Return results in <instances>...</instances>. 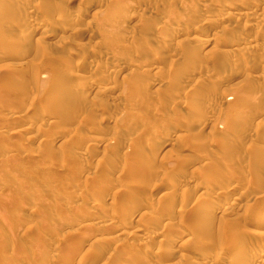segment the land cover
I'll use <instances>...</instances> for the list:
<instances>
[{
    "label": "rangeland",
    "instance_id": "obj_1",
    "mask_svg": "<svg viewBox=\"0 0 264 264\" xmlns=\"http://www.w3.org/2000/svg\"><path fill=\"white\" fill-rule=\"evenodd\" d=\"M10 1L0 3L5 5L0 6V264H240L237 256L243 252L235 256L233 245L248 231L256 234L255 239L248 247L242 246L246 254L240 257L252 253L254 247L264 249V69L259 67L264 64V11L260 17L244 20L237 15L238 0H122L125 11L121 13L122 2L114 0ZM79 1L86 5L85 13L78 11ZM109 1L113 7L119 4L115 14ZM230 2L233 8L228 6ZM245 3L246 12L258 3V7L264 6V0ZM15 7L20 8L18 14H14ZM29 9L43 22L27 33ZM207 18L206 23L203 19ZM111 20L117 25L112 26L115 23ZM43 28L49 31L45 34ZM212 32L217 34L212 36ZM22 34H30L29 41V35ZM17 45L24 56L20 52L16 60L11 54ZM92 58H96L94 62L89 61ZM99 58L116 60L105 65L97 62ZM115 62L122 69L113 70ZM189 70H195L194 77L188 75ZM86 84L89 90L82 93ZM159 84L164 85L159 86L161 90L157 89ZM51 88L59 93L49 96ZM98 90L101 92L96 94ZM240 93L249 96L250 104L245 95L246 99H239ZM114 98L119 100L114 102ZM190 101L198 104H194L196 109H186ZM130 150L143 154L135 156ZM207 162H213L210 165L216 169ZM204 165L209 170H204ZM210 169L215 170L211 173ZM151 170L157 173H149ZM198 171L212 176L204 178ZM136 174L142 179L134 178ZM174 175L177 179H172ZM90 185L99 191H91ZM126 188L133 195L124 193ZM261 190L259 199L255 195ZM187 192L193 195L189 197ZM72 196L82 199L75 201ZM72 198L73 205L83 210L78 214ZM198 200L205 207L198 209L200 214ZM112 201L115 207L111 208ZM213 204L231 207L230 212L213 209ZM150 206L154 211H148ZM122 209H126L124 213ZM86 210L87 218L82 213ZM93 222V228L89 227ZM80 226L84 229H77ZM120 230L134 233L115 236ZM72 233H76L75 238ZM132 241L136 245L123 247ZM147 248L152 255H146ZM231 259L234 263H229Z\"/></svg>",
    "mask_w": 264,
    "mask_h": 264
},
{
    "label": "bare ground",
    "instance_id": "obj_2",
    "mask_svg": "<svg viewBox=\"0 0 264 264\" xmlns=\"http://www.w3.org/2000/svg\"><path fill=\"white\" fill-rule=\"evenodd\" d=\"M4 1H5V0H0V3L2 2L1 4H3ZM9 1H10V0H9ZM31 1H32V0H31ZM46 1H47V0H46ZM48 1H50V0H48ZM74 1H75V0H74ZM114 1L117 2V3L122 2V7L120 6V7L122 8V10L120 11V10L118 9V12L121 13L122 11H125V10H123V8H125V7H123V1H125V0H123V1H122V0H114ZM126 1H127V0H126ZM129 1H130V0H129ZM145 1H146V0H145ZM202 1H203V0H202ZM207 1L210 2V3L212 2V0H207ZM207 1H206L205 3H208ZM215 1H216V0H215ZM222 1H223V0H222ZM225 1H226V0H225ZM6 2H8V0L5 1L4 3H6ZM10 2H11V1H10ZM10 2H9V3H10ZM42 2H43V1H42ZM109 2H111V1H109ZM109 2H108V5L111 4L110 7L113 8L111 11L114 12V14H115L117 10L114 11V9H117V6H119V4L116 3L117 6L114 5L115 7H113V6H112V2H111L110 4H109ZM127 2H128V1H127ZM127 2H126V3H127ZM155 2H156V1H155ZM195 2H196V1H195ZM195 2H194V5H196ZM197 2H199V0H198ZM200 2H201V0H200ZM227 2H228V1H227ZM255 2H256V1H255ZM17 3H18V2H17ZM22 3H23V2H22ZM22 3H21V4H22ZM50 3H51V2H50ZM78 3H79V5H78V11L81 12V13H82V12L85 13V12H86V9H85L86 5H85V6H82V4H80V1H79ZM189 3H191V2H189ZM192 3H193V1H192ZM233 3H234V2H233ZM235 3H236V6H235V5H234V6L236 7V10L238 11V14H237V15H238V16H241V18H242V16H243V19H244V18H249L250 16H251V17H252V16L254 17L255 15H256V16H258V15L261 16L260 13H262V12L264 11V6H263L262 8H260V7L257 6L259 3L261 4V2H259L257 5H255V7L253 8V10H252L251 12H246L247 10H246V8L244 7V6H245L244 4H246V3H245V0H240V2H239V0H238V1L235 2ZM235 3H234V4H235ZM44 4H45V3H44ZM76 4H77V3H76ZM87 4H88V3H87ZM113 4H114V3H113ZM124 4H125V2H124ZM224 4H225V3H224ZM228 4H229V3H228ZM228 4H227V5H228ZM7 5H9V4H7ZM7 5H6V6H7ZM120 5H121V4H120ZM125 5H126V4H125ZM125 5H124V6H125ZM0 6L5 7V5H4V6H3V5H0ZM223 6H224V5H223ZM223 6H222V7H223ZM228 6L231 7V2H230V5H228ZM232 6H233V5H232ZM234 6H233V7H234ZM260 6H261V5H260ZM10 7H11V6H10ZM18 7H20V6H18ZM25 7H26V6H25ZM183 7H184V6H183ZM233 7H231V8H233ZM249 7H250V6H249ZM6 8H8V7H6ZM12 8H13V7H12ZM16 8H17V7H15V9H16ZM20 8H21V7H20ZM20 8L16 9L14 14H18L19 11H20V10H19ZM118 8H119V7H118ZM224 8H225V7H224ZM4 9H5V8H4ZM4 9H3V10H4ZM184 9H186V8H184ZM222 9H223V8H222ZM222 9H221V10H222ZM226 9H227V8H226ZM251 9H252V7H250V10H251ZM7 10H9V9H7ZM12 10H13V9H12ZM17 10H18V13H17ZM21 10H22V8H21ZM29 10H30V9H29ZM32 10H33V9H31V10L29 11V16H28V17H29V23H28V25L26 26V32H27L29 29H31L30 27H32V28H33V26H34V27H40L41 24H42V22H43V21L38 17V15H37L38 13H36L34 10H33V11H32ZM223 10H224V9H223ZM223 10H222V11H223ZM22 11H23V10H22ZM99 11H100V10H99ZM186 11H187V10H186ZM194 11H195V10H194ZM222 11H220V12H222ZM118 12H117V14H118ZM223 12H224V11H223ZM225 12H226V11H225ZM1 13H2V12H1ZM5 13H6V10H5ZM7 13H8V12H7ZM177 13H178V12H177ZM197 13H198V12H197ZM227 13H228V12H227ZM235 13H236V12H235ZM14 14L12 13V15H14ZM24 14H25V13H24ZM77 14H78V13H77ZM86 14H87V13H86ZM96 14H97V13H96ZM110 14H111V13H110ZM112 14H113V13H112ZM112 14H111V15H112ZM122 14H125V13H122ZM178 14H179V13H178ZM183 14H184V13H183ZM193 14H194V13H193ZM199 14H200V13H199ZM201 14H202V13H201ZM206 14H207V13H206ZM216 14H217V13H216ZM216 14H215V15H216ZM225 14H226V13H225ZM1 15H2V14H1ZM9 15H10V14H9ZM21 15H22V12L20 13V16H21ZM25 15H26V14H25ZM84 15H85V14H84ZM94 15H95V13H94ZM98 15H99V14H98ZM107 15H109V14H107ZM188 15H189V14H188ZM196 15H197V14H196ZM202 15H203V14H202ZM207 15H208V14H207ZM223 15H224V14H223ZM263 15H264V14H263ZM16 16H17V15H16ZM100 16H101V15H100ZM105 16H106V15H105ZM189 16H190V15H189ZM191 16H192V15H191ZM218 16H219V15H218ZM218 16H217V17H218ZM260 16H258V17H260ZM3 17H5V16H3ZM17 17H18V16H17ZM94 17H95V16H94ZM110 17H111V16H110ZM115 17H116V16H115ZM179 17H180V16H179ZM179 17H177V18H179ZM22 18L24 19V17H22ZM95 18H96V17H95ZM95 18H94V19H95ZM190 18H191V17H190ZM190 18H189V20H190ZM199 18H200V17H199ZM203 18H204V17H203ZM220 18H221V17H220ZM0 19H1V18H0ZM4 19H5V18H4ZM6 19H7V18H6ZM116 19H117V18H116ZM124 19H125V18H124ZM161 19H162V18H161ZM182 19H183V16L181 15L180 20H182ZM186 19H187V17H186ZM201 19H202V18H201ZM210 19H211V18H210ZM221 19H222V18H221ZM249 19H250V18H249ZM260 19H261V18H260ZM11 20H12V19H11ZM14 20H15V19H14ZM18 20H19V19H18ZM91 20H92V19H91ZM91 20H90V21H91ZM117 20H118V19H117ZM162 20H163V19H162ZM162 20H161V21H162ZM164 20H165V19H164ZM168 20H169V19H168ZM192 20H193V19H192ZM194 20H195V19H194ZM197 20H198V19H197ZM199 20H200V19H199ZM203 20H204V21H205V20L208 21L209 18H207V19H203ZM224 20H225V19H224ZM238 20H240V19L238 18ZM244 20H245V19H244ZM261 20H262V19H261ZM12 21H13V20H12ZM55 21H56V20H55ZM55 21H54V22H55ZM92 21H93V20H92ZM107 21H108V20H107ZM107 21H106V22H107ZM111 21H112V20H111ZM185 21H186V20H185ZM200 21H201V20H200ZM207 21H205V22L207 23ZM210 21H211V20H210ZM225 21H226V20H225ZM7 22H8V21H7ZM51 22H52V21H51ZM115 22L117 23V21H114V23H115ZM166 22H167V21H166ZM174 22H175V21H174ZM176 22H177V20H176ZM216 22H217V21H216ZM18 23H19V22H18ZM48 23H49V22H48ZM89 23H90V22H89ZM114 23H113V21H112V24H114ZM116 23H115L114 25H112V26L117 25ZM172 23H173V21H172ZM172 23H171V25H172ZM198 23H199V22H198ZM202 23H203V22H202ZM13 24H15V23H13ZM19 24H20V23H19ZM90 24H91V23H90ZM92 24H93V22H92ZM121 24H122V22H121ZM174 24H175V23H174ZM204 24H205V23H204ZM3 25H4V24H3ZM52 25H53V24H51V26H52ZM55 25H56V24H55ZM87 25H88V24H87ZM98 25H99V24H98ZM163 25H164V24H163ZM171 25H170V26H171ZM178 25H179V24H178ZM224 25H225V24H224ZM244 25H245V24H244ZM251 25H254V24H251ZM12 26H13V25H12ZM17 26H19V25H17ZM46 26H47V25H46ZM94 26H95V25H94ZM161 26H162V25H161ZM174 26H175V25H174ZM245 26H246V25H245ZM2 27H3V26H2ZM53 27H54V26H53ZM72 27H73V26H72ZM90 27H93V25L90 26ZM175 27H176V26H175ZM182 27H183V26H182ZM182 27H181V28H182ZM187 27H188V26H187ZM197 27H200V25H199V26L197 25ZM226 27H228V26H226ZM255 27H256V25H255ZM57 28H58V26H57ZM63 28H64V27H63ZM66 28H67V27H66ZM84 28H85V27H84ZM86 28H87V27H86ZM113 28H114V27H113ZM171 28L173 29L172 26H171ZM171 28H170V29L168 28V29H169V30H172ZM202 28H203V27H202ZM245 28H246V27H245ZM1 29H2V28H1ZM45 29H46V28H45ZM45 29L43 28L42 32L46 34V32H48L49 29H48V31H46ZM53 29H54V28H53ZM59 29H60V28H59ZM70 29H71V28H70ZM81 29H82V28H81ZM175 29H176V28H175ZM175 29H174V30H175ZM223 29H224V28H223ZM226 29H227V28H226ZM230 29H231V28H230ZM233 29H234V28H233ZM233 29H231V30H233ZM2 30L4 31V29H2ZM57 30H58V29H57ZM62 30H63V29H62ZM66 30H67V29H65V31H66ZM73 30H76V29H73ZM83 30L86 31L85 29H83ZM83 30H81V31H83ZM200 30H201V29H200ZM204 30H206L205 27H204ZM228 30H229V29H228ZM3 31H2L1 33H3ZM23 31H24V30H23ZM31 31H33V29H32ZM44 31H45V32H44ZM63 31H64V30H63ZM67 31H68V30H67ZM67 31H66V32H67ZM76 31H77V30H76ZM81 31H78V33L81 34V35L79 34L80 36L83 35ZM114 31H115V30H114ZM175 31H176V30H175ZM225 31H226V30H225ZM26 32H25V34H26ZM70 32H71V31H70ZM170 32H171V31H170ZM173 32H174V31H173ZM237 32H238V31H237ZM22 33H23V32H22ZM27 33H29V32H27ZM71 33H72V32H71ZM71 33H69V34H71ZM73 33H75V32H73ZM73 33H72V34H73ZM78 33L76 32V34H78ZM203 33H204V32H203ZM206 33H207V32H206ZM58 34H59V33H58ZM69 34H68V35H69ZM87 34H88V33H87ZM171 34H172V33H171ZM204 34H205V33H204ZM212 34H213V32H212ZM216 34H217V32L214 33L212 36H214V35H216ZM236 34H237V33H236ZM22 35H23V36H26V37L29 35L28 38H27L28 40L26 39L27 41H29V37L31 36L30 34H28V35H24V34H22ZM134 35H135V33H134V34L132 33V36H133V37H134ZM188 35H189V34H188ZM238 35H239V33H238ZM241 35H242V34H240V36H241ZM23 36H22V37H23ZM42 36H45V35L43 34V35H41V37H42ZM48 36H49V35H48ZM48 36H46V37H48ZM135 36H136V35H135ZM219 36H220V35L218 34V37H219ZM235 36H237V35H235ZM133 37H132V38H133ZM193 37H194V35H193ZM196 37H197V36H196ZM196 37H194L195 40L197 39ZM215 37H216V36H215ZM220 37H221V36H220ZM238 37H239V36H238ZM80 38H81V37H80ZM130 38H131V36H130ZM165 38H166V37H165ZM23 39H25V38H23ZM135 39H136V38H135ZM135 39H134V40H135ZM184 39H185V38H184ZM184 39H182V40H184ZM191 39H192V41H193V38H190V37H189V40H190V41H191ZM199 39H203V38H199ZM216 39H217V38H216ZM235 39H236V41L239 40L237 37H236ZM237 39H238V40H237ZM31 40H32V39H31ZM165 40H166V39H165ZM180 40H181V39H180ZM185 40H188V39H185ZM185 40H184V41H185ZM210 40H211V39H210ZM210 40H208V41H210ZM241 40H242V39H241ZM1 41H2L1 46H2V45H3V39H2ZM18 41H20V40H18ZM22 41H23V40H22ZM88 41H89V40H88ZM161 41H162V40H161ZM199 41H200V40H199ZM204 41H205V40H204ZM204 41H203V42H204ZM52 42H53V41H52ZM185 42H186V41H185ZM185 42H184V43H185ZM187 42H189V41H187ZM187 42H186V43H187ZM234 42H235V41H234ZM0 43H1V42H0ZM48 43H49V42H48ZM179 43H180V42H179ZM182 43H183V42H182ZM184 43H183V44H184ZM190 43H191V42H190ZM201 43H202V42H201ZM209 43H210V42H209ZM232 43H233V42H232ZM17 44H18V43H17ZM25 44H26V42H25ZM25 44H24V45H25ZM27 44H28V43H27ZM80 44H81V43H80ZM84 44H85V43H84ZM140 44H141V43H140ZM183 44H182V45H183ZM4 45H5V44H4ZM190 45H191V44H190ZM206 45H207V40H206ZM258 45H259V44H258ZM81 46H82V45H81ZM83 46H84V45H83ZM131 46H133V45H131ZM254 46H255V45H254ZM256 46H257V45H256ZM18 47H19V49L22 48V47H20V46L17 45V48H16L17 50H18ZM28 47H29V46H28ZM76 47H77V46H76ZM128 47H130V46H128ZM261 47H263V46H261ZM252 48H253V47H252ZM263 48H264V47H263ZM263 48H261V50H263ZM23 49H25V48H23ZM23 49H22V50H23ZM127 49H128V48H127ZM129 49H130V48H129ZM134 49H135V48H134ZM139 49H140V48H139ZM250 49H251V48H250ZM257 49H260V47L257 48ZM17 50H14V49L12 50L11 57L14 58V57H16V56H19V54H21V53L23 54V52H22L21 50H18V51H17ZM25 50H26V49H25ZM28 50H29V49H28ZM161 50H163V49H161ZM240 50H241V49H240ZM248 50H249V49H248ZM248 50H246V51H248ZM0 51L2 52V50H0ZM138 51H139V50H138ZM159 51H160V50H159ZM250 51H252V49H251ZM250 51H248V52H250ZM1 52H0V53H1ZM20 52H21V53H20ZM24 52H25V51H24ZM26 52H27V51H26ZM243 52H244V51H243ZM256 52H257V51H256ZM262 52H264V51H262ZM245 53H246V52H245ZM155 54H156V53H155ZM158 54H159V53H158ZM0 55H1V54H0ZM162 55H163V54H162ZM249 55H250V54H249ZM22 56H24V54L21 55V57H22ZM75 56H76V55H75ZM104 56H105V55H104ZM159 56H160V55H159ZM1 57H2V56H1ZM19 57H20V56H19ZM25 57H26V56H25ZM105 57H106V56H105ZM111 57H112V56H111ZM101 58H102V57H101ZM0 59H1V58H0ZM14 59L17 60V58H14ZM95 59H96V58H95ZM95 59L92 58V59H90L89 61H90V62H94L93 60H95ZM111 60H113V59H111ZM111 60H110L109 58H104V59H100V58H99L97 62H99V64H105V65H106V64H107L109 61H111ZM114 60H116V59H114ZM114 60H113V61H114ZM118 60H119V59H118ZM22 62H23V61H22ZM97 62L94 63V64H95L94 66H96V65L98 66ZM116 62H117V61H116ZM116 62H115L114 65H112L113 62L111 61L112 64H110V65L113 66V68H114V69L112 68L113 70H115V71L117 70V71H118V69H122V68H120L121 65H120V66H117L119 63L117 62L118 64H116ZM119 62H120V60H119ZM87 63H88V62H87ZM260 63H263V62H260ZM26 64H27V62H26ZM84 64H85V63H84ZM123 64H124V63H123ZM91 65H92V64H90L89 66H91ZM107 66H108V65H107ZM112 66H111V67H112ZM127 66H128V65H127ZM121 67H122V66H121ZM124 67H125V65H124ZM259 67L264 69V64H261ZM93 68H94V67H93ZM111 71H112V70H111ZM121 72H122V71H121ZM178 72H179V71H178ZM194 72H195V70H194V71H193V70H189L187 73H189L188 75H192V77H194V76H195V75L193 76ZM196 72H198V71H196ZM71 73H72V72H71ZM90 73H91V72H90ZM109 73H110V72H109ZM114 73H115V72H114ZM198 73H199V72H198ZM177 74H178V73H177ZM177 74H175V75H177ZM79 75H80V74H79ZM81 75H82V74H81ZM180 75H181V74H178L177 76H180ZM75 76H76V75H75ZM88 76H91V75H88ZM181 76H182V75H181ZM60 77H61V76H60ZM60 77H57V80H59ZM111 77H112V76H111ZM175 77H176V76H175ZM78 78H79V77H78ZM178 78H179V77H178ZM189 78H190V76H188V79H189ZM75 79H76V77H75ZM182 79H183V78H182ZM182 79H181V80H182ZM188 79H187V80H188ZM191 79H192V78H191ZM191 79H190V80H191ZM44 80H45V77H44ZM78 80H80V79H78ZM109 80H110V79H108V81H109ZM65 81H66V80H65ZM68 81H69V80H68ZM68 81H67V82H68ZM184 81H185V80H184ZM191 81H192V80H191ZM191 81H189V82H191ZM57 82H58V81H57ZM60 82L64 83V81H61V79H60ZM67 82H66V83H67ZM185 82H186V81H185ZM193 82H194V81H193ZM58 83H59V82H58ZM58 83H57V84H58ZM69 83H70V82H69ZM72 83H74V82H72ZM76 83H77V82H76ZM57 84H56V85H57ZM64 84H65V83H64ZM113 84H114V83H113ZM113 84H112V85H113ZM188 84H190V83H188ZM60 85H61V84H60ZM110 85H111V84H110ZM148 85H149V84H148ZM160 85H161V84L157 85V86H158V87H157L158 90H161V89H159V86H160ZM191 85H192V84H190L189 86L191 87ZM62 86H64V85H62ZM68 86L70 87L71 84H69ZM72 86H73V85H72ZM76 86H78V85H76ZM163 86H164V85H163ZM163 86H160V88L163 87ZM189 86H188V87H189ZM213 86H215V85H213ZM55 87H56V86H55ZM58 87H59V86H58ZM60 87H61V86H60ZM112 87H113V86H112ZM112 87H110V88H112ZM166 87H167V86H166ZM61 88H62V87H61ZM71 88L74 89V88H77V87H71ZM110 88H109V89H110ZM53 89H54V88H53ZM162 89L165 90V87L162 88ZM247 89H248V88H247ZM51 90H52V88H51ZM74 90H75V89H74ZM81 90H82V93L88 91V90H89L88 85L86 84L85 86H83ZM248 90H249V89H248ZM253 90H254V89H253ZM52 91H53V90H52ZM58 91H59V90H58ZM98 91H99V90H98ZM250 91H251V90H250ZM250 91H249V92H250ZM255 91H256V90H255ZM100 92H101V91L97 92L96 94H99ZM203 92H204V91H203ZM243 92H246V93H247V91H243ZM55 93H57L56 90L53 91V92L51 93V95H49V96H52V95L55 94ZM58 93H59V92H58ZM58 93H57V94H58ZM238 93H239V92H238ZM246 93H243V94L240 93V95L242 94L241 96L238 94L239 99H240L241 97L243 98V97L247 96ZM253 93H254V92H252V94H253ZM49 94H50V93H49ZM207 94H208V93H207ZM243 95H245V96H243ZM236 96H237V95H236ZM238 96L235 97V99H236V98L238 99ZM250 96H251V95H250ZM252 96H253V95H252ZM252 96H251V97H252ZM247 97H248V98H247ZM247 97H245V99L247 98L246 103H247V101H248V99H249V96H247ZM116 98H118V97L116 96ZM191 98H192V97H191ZM204 98H205V97H204ZM206 98H207V96H206ZM112 99H113V98H112ZM114 99H115V98H114ZM233 99H234V98H233ZM243 99H244V98H243ZM118 100H119V99H118ZM118 100H117V101H118ZM154 100H155V99H154ZM115 101H116V99L114 100V102H115ZM117 101H116V102H117ZM192 101H193V100H192ZM249 101H251V100H249ZM151 102H152V101H151ZM175 102H176V101H175ZM188 102H189V101H188ZM201 102H202V101H201ZM252 102H253V101H252ZM172 103H173V102H172ZM238 103H239V101H238ZM248 103H249V102H248ZM248 103H247V104H248ZM253 103H254V102H253ZM253 103H252V104H253ZM152 104H154V103H152ZM194 104H196V103H193V104H192L191 101H190V103L188 104V108H186V109H188V110H190V109H196V105H198V104H196V105H194ZM249 104H250V103H249ZM209 105H210V104H209ZM238 105H239V104H237L236 107H239ZM186 106H187V105H186ZM204 106H205V105H204ZM244 106H245V105H244ZM247 106H248L249 109H250V106H249V105H246V108H245V109H247ZM251 106H253V105H251ZM28 107H29V106H28ZM32 107H33V106H32ZM200 107H202V106H200ZM23 108L25 109V107H23ZM26 108H27V107H26ZM234 108H235V107H234ZM234 108H233V109H234ZM21 109H22V108H21ZM31 109H32V108H31ZM31 109H30V110H31ZM183 109H185V107H184ZM183 109H182V110H183ZM235 109H236V108H235ZM235 109H234V110H235ZM249 109H247V110H249ZM251 109H252V108H251ZM236 110H237V109H236ZM236 110H235V111H236ZM26 111H27V110H26ZM194 111H195V110H194ZM198 111H199V110H198ZM232 111H233V110H232ZM235 111H234V112H235ZM241 111H242V110H241ZM196 112H197V111H196ZM234 112H233V113H234ZM24 113H25V112H24ZM32 113H33V112H32ZM32 113H31V114H32ZM188 113H189V112H188ZM190 113H191V112H190ZM252 113H253V112H252ZM244 114H245V112H244ZM247 114H248V113H247ZM249 114H250V113H249ZM249 114H248V115H249ZM28 115H29V114H28ZM255 115H256V114H255ZM29 117H30V115H29ZM228 117H229V116H228ZM233 117H234V116H233ZM237 117H238V116H237ZM248 117H249V116H248ZM254 117H256V116H254ZM26 118H27V117H26ZM130 119H131V118H130ZM133 119H134V118H133ZM26 120H29V119H26ZM134 120H135V119H134ZM230 120H231V118H230ZM236 120H237V119H236ZM246 120H247V117H246ZM130 121H131V120H130ZM131 122H132V121H131ZM244 123H245V122H244ZM169 124H170V123H169ZM260 124H261V123H260ZM262 125H263V122H262L261 126H262ZM175 126H176V125H175ZM258 126H259V124H258ZM258 126L256 127L257 129H258ZM167 128H168V127H167ZM256 128H255V129H256ZM172 129H175V128L173 127ZM167 131H168V130H167ZM218 132H219V131H218ZM218 132H217V133H218ZM254 132H255V131H254ZM220 133H221V132H220ZM10 134H13V133H10ZM215 134H216V133H215ZM218 134H219V133H218ZM13 135H14V134H13ZM178 137L181 138V135L178 136ZM133 138H134V137H133ZM180 138H179V139H180ZM130 139H131V138H130ZM126 141H127V140H126ZM130 141L132 142L133 140H130ZM39 142H40V141H39ZM41 143H43V141H42ZM132 143H133V142H132ZM92 145H93V143H92ZM181 146H182V145H181ZM92 147H93V146H92ZM179 148H180V147H179ZM177 149H178V148H177ZM127 151H128V153H129V150H127ZM130 151H132V150H130ZM181 151H182V150H181ZM257 151H258V150H257ZM132 152H133V151H132ZM132 152H131V153H132ZM135 152H137V154H136ZM138 152H139V153H138ZM140 152H141V151H139V150H138V151H135V150H134V152H133L134 154H132V155H135V156L138 155V156H139V154H140V155H141V153L143 154V152H141V153H140ZM185 152H186V151H185ZM255 152H256V150H255ZM131 153H130V154H131ZM258 153H259V152H258ZM198 154H200V153H198ZM181 156H182V155H181ZM255 157H256V156H255ZM131 159H133L132 156H131ZM250 159H251V158H250ZM256 159H257V158H256ZM252 160H253V159H252ZM247 161H248V160H247ZM146 162H147V161H146ZM209 162H211V161H209ZM143 163H145V162H143ZM143 163H141V164H143ZM147 163H148V162H147ZM180 163H182V162H180ZM200 163H202V162H200ZM207 163H208V162H207ZM212 163H213V162H212ZM212 163H208V165L210 166V168H215V166L213 167L214 163H213V165H210V164H212ZM249 163H253V162L250 161ZM204 164H206V162H204ZM255 164H256V163H255ZM255 164H254V166H255ZM139 165H140V164H139ZM139 165H138L139 169H141L140 166H141V167H144L143 165H140V166H139ZM147 165H149V164H147ZM178 165H179V164H178ZM256 165H257V164H256ZM200 166L202 167V165H200ZM211 166H212V167H211ZM145 167H146V163H145ZM195 167L197 168V166H195ZM201 167H200V169H202ZM204 167H206V166L204 165L203 168H204ZM106 168H107V166H106ZM198 168H199V167H198ZM206 168H207V167H206ZM215 169H216V168H215ZM215 169H210L211 173H212V171L215 170ZM109 170H110V169H109ZM191 170H192V169H191ZM194 170H195V169H194ZM204 170H209V168L204 169ZM204 170H203V171H204ZM101 171H102V170H101ZM106 171H107V170H106ZM106 171H105V173H106ZM151 171H152V170H151ZM153 171H154L155 173H157V171H155V170H153ZM153 171H152V172L149 171V173H153ZM158 171H159V170H158ZM178 171H180V170H178ZM178 171H177V172H178ZM196 171H197V170H196ZM196 171H195V172H196ZM200 171H201V170H200ZM210 171H209V172H210ZM216 171H217V170H216ZM103 172H104V170H103ZM144 172H145V171H144ZM162 172H163V171H162ZM181 172H182V171H181ZM205 172H206V171H205ZM205 172H204V173H201V172H200V173H201V176H204L203 174H205ZM214 172H215V171H214ZM214 172H213V173H214ZM147 173H148V171H147L145 174H147ZM149 173H148V174H149ZM179 173H180V172H179ZM179 173H178V174H179ZM198 173H199V171H198ZM198 173H197V174H198ZM200 173H199V174H200ZM133 174L135 175L134 172H133ZM137 174H140V173H137ZM137 174H136V177H134L133 175H132V176H133L134 178H137V179H138V178H141V176L139 177ZM153 174H154V173H153ZM158 174H159V173H158ZM163 174H164V173H163ZM181 174H182V173H181ZM181 174H180V175H181ZM190 174H191V175H190V176H191L190 178H192V177H193V176H192V171L190 172ZM194 174H195V173H194ZM222 174H223V173H222ZM208 175H210V177L212 176L211 174H207V175H206L207 178L209 177ZM142 176H144V174H142ZM156 176H157V174H156ZM159 176H160V175H159ZM161 176H162V175H161ZM169 176H170V175H169ZM169 176H168V177H169ZM206 176H204V178H205ZM213 176H214V175H213ZM219 176H220V175H219ZM221 176H224V175H221ZM99 177H100V176H99ZM146 177H147V176H146ZM154 177H155V176H154ZM174 177H175V175L172 177V179H174ZM194 177H195V176H194ZM215 177H216V176H215ZM227 177H228V176H227ZM227 177H226V178H227ZM162 178H165V177H162ZM175 178H176V177H175ZM200 178H202V177H200ZM224 178H225V177H224ZM141 179H142V178H141ZM141 179H138V180H141ZM165 179H166V178H165ZM167 179L170 180L171 177H170V178H167ZM167 179H166V180H167ZM172 179H171V180H172ZM176 179H177V178H176ZM211 179H212V178H211ZM213 179H214V178H213ZM218 179H219V178H218ZM238 179H239V178H238ZM102 180H103V179H102ZM102 180H101V181H102ZM131 180H132V177H131ZM202 180H203V179H202ZM216 180H217V179H216ZM220 180H221V179H220ZM224 180H228V181H229V179H224ZM224 180H223V181H224ZM231 180H232V177H231L230 181H231ZM239 180H240V179H239ZM247 180H248V179H247ZM99 181H100V180H99ZM146 181H147V180H146ZM163 181H165V180L163 179ZM163 181H162V183H163ZM213 181H214V180H213ZM217 181H218V180H217ZM230 181H229V182H230ZM237 181H238V180H237ZM241 181H242V180H240V182H241ZM93 182H94V181H93ZM97 182H98V181H97ZM135 182H137V180H136ZM142 182H143V181H142ZM160 182H161V180H160ZM165 182H166V181H165ZM165 182H164V185H165ZM167 182H168V181H167ZM167 182H166V185H168ZM169 182L171 183V181H169ZM177 182H178V181H177ZM203 182H204V181H203ZM206 182H207V179H206ZM214 182H215V181H214ZM225 182H227V181H225ZM243 182H244V180H243ZM103 183H105V182H103ZM128 183H129V182H128ZM139 183H141V182H139ZM172 183H173V182H172ZM172 183H171V185H172ZM190 183H191V182H190ZM207 183H210V182H207ZM218 183H219V181H218ZM236 183H238V182H236ZM236 183H235V185H236ZM241 183H242V182H241ZM244 183H245V182H244ZM246 183H247V185H248V182H246ZM94 185H96V182H94ZM94 185H90V186H91V187H90V190H91V191H93V189H95V190L97 191L96 188H93V187H92V186H94ZM99 185H101L100 182H99ZM127 185H128V184H127ZM133 185H134V183H133ZM166 185H165V186H166ZM196 185H197V184H196ZM128 186H129V185H128ZM128 186H127V187H128ZM131 186H132V185H131ZM136 186H137V183H136ZM139 186H140V185H139ZM174 186H175V185H174ZM198 186H199V185H198ZM205 186H207L206 183H205ZM211 186H212V185H210V187H211ZM230 186L233 187L234 185H230ZM88 187H89V186H88ZM100 187H102V186H100ZM103 187H104V186H103ZM143 187H144V186H143ZM168 187H169V186H168ZM199 187H200V186H199ZM208 187H209V186H208ZM232 187H231V188L229 187V188L232 189ZM235 187H236V186H234L233 188L235 189ZM104 188H105V187H104ZM130 188H131V187H130ZM136 188H137V187H136ZM136 188H135V189H136ZM173 188H174V187H173ZM175 188H176V187H175ZM243 188H244V187H243ZM253 188H254V187H253ZM88 189H89V188H88ZM123 189H124V188H123ZM123 189H120V191H121V190L123 191ZM140 189H143V188L140 187ZM165 189H166V188H165ZM170 189H171V188H170ZM178 189H180V188H178ZM201 189H202V188H201ZM206 189H207V188H206ZM230 189H229V190H230ZM234 189H233V190H234ZM238 189H239V188H238ZM246 189H247V188H246ZM246 189H245V190H246ZM100 190H101V188H100ZM138 190H139V189H138ZM147 190H148V189H147ZM147 190H145V191H147ZM167 190H168V189H167ZM173 190H174V189H173ZM173 190H171V191H173ZM207 190H208V189H207ZM235 190H236V189H235ZM96 191H94V192L96 193ZM98 191H99V189H98ZM98 191H97V192H98ZM120 191H119V192H120ZM126 191H127V192H126ZM128 191L131 192L132 190H128V189L126 188V190L124 191V193H125V192H126V193H130V192H128ZM168 191H169V190H168ZM174 191H175V190H174ZM211 191H212V190H211ZM222 191H223V190H222ZM239 191H240V190H239ZM87 192H88V190H87ZM132 192H133V191H132ZM138 192H139V191H138ZM183 192H184V191H183ZM251 192H252V191H251ZM99 193H100V192H99ZM101 193H102V192H101ZM114 193H115V192H114ZM114 193H113V194H114ZM169 193H170V192H169ZM171 193H172V192H171ZM187 193H188V192H187ZM240 193H241V192H240ZM246 193H247V192H245V194H246ZM248 193H249V192H248ZM261 193H262V190H261V192H258V195H255V196H257V197L259 196V197H260L259 194H261ZM97 194H98V193H97ZM130 194H132V193H130ZM130 194H129V195H130ZM262 194H263V193H262ZM70 195H72V194H70ZM100 195H101V194H100ZM119 195H120V193H119ZM129 195H126V196L129 197ZM132 195H133V194H132ZM175 195H176V192H175ZM182 195H184V194H182ZM186 195H187V194H186ZM191 195H193V192H189V193H188V196H189V197H191ZM200 195H201V194H200ZM225 195H226V194H225ZM250 195H251V194H250ZM95 196H96V195H95ZM103 196H104V195H103ZM113 196H114V195H113ZM130 196H131V195H130ZM69 197H70V196H69ZM72 197H73V196H72ZM138 197H139V196H138ZM177 197H178V196H177ZM245 197H246V196H245ZM257 197H254V198H257ZM259 197H258V198H259ZM65 198H66V197H65ZM67 198H68V196H67ZM67 198H66V199H67ZM73 198H75V197H73ZM73 198H72V204H71V205H73ZM99 198H100V197H99ZM132 198H133V197H132ZM134 198H135V197H134ZM134 198H133V199H134ZM139 198H140V197H139ZM139 198H138V199H139ZM143 198H144V197H143ZM180 198H181V197H180ZM200 198H201V197H200ZM248 198H249V197H248ZM248 198H247V199H248ZM252 198H253V196H252ZM252 198H251V200H252ZM69 199H70V198H68V200H69ZM78 199H82V198H78ZM78 199L75 198V201L78 200ZM96 199H97V198H96ZM111 199H112V198H111ZM127 199H129V198H127ZM138 199H137V200H138ZM144 199H145V198H144ZM171 199H173V198H171ZM181 199H182V198H181ZM190 199H191V198H190ZM197 199H198V198H196V200H197ZM201 199H202V198H201ZM247 199H246V200H247ZM259 199H260V198H259ZM182 200H183V199H182ZM236 200H237V199H235V201H236ZM244 200H245V199H244ZM81 201H82V200H81ZM96 201H97V200H96ZM98 201H99V200H98ZM98 201H97V202H98ZM100 201H101V200H100ZM135 201H136V199H135ZM167 201H168V199H167ZM204 201H205V200H204ZM261 201L264 202V199H263L262 196H261ZM261 201H260V202H261ZM69 202H70V200H69ZM69 202H66V203H69ZM127 202H129V201H127ZM183 202H184V201H183ZM215 202H216V201H215ZM218 202H219V204L221 203V201H218ZM237 202H238V201H237ZM260 202H259V203H260ZM61 203H62V202H61ZM116 203H117V202H116ZM131 203H133V205H134V202H131V201H130V204H131ZM142 203H144V202H142ZM198 203H199V200H198ZM211 203H212V202H211ZM62 204H63V203H62ZM64 204H65V202H64ZM96 204H97V203H96ZM100 204H102V203L100 202ZM126 204H127V203H126ZM136 204H137V203L135 202V206H136ZM138 204H139V203H138ZM140 204H141V203H140ZM187 204H189V201H188ZM195 204H197V203H195ZM195 204H194V205H195ZM205 204H207V203H205ZM216 204H217V202H216ZM230 204H231V203H230ZM233 204H235L234 201H233ZM71 205H70V206H71ZM77 205H78V204H77ZM97 205H98V204H97ZM106 205H107V204H106ZM109 205H110V207H111V206H112V207H115V203H114L113 201H112V202H109ZM123 205H124V204H123ZM127 205H128V204H127ZM145 205H146V204H145ZM145 205H143V206L147 209V205H146V206H145ZM149 205H151V204H149ZM155 205H156V204H155ZM57 206H58V205H57ZM73 206H74V205H73ZM129 206H130V205H129ZM164 206H165V205H164ZM184 206H185V205H184ZM214 206H215V205L213 204V207H214ZM51 207H52V206H51ZM66 207H67V206H66ZM106 207H107V206H106ZM112 207H111V208H112ZM127 207H128V206H127ZM127 207H125V208H127ZM133 207H134V206H133ZM144 207H142V208H143L142 210H145ZM150 207H151V208H150ZM150 207H148V208H149L148 211H150L151 209H152V211H154V209L152 208V206H150ZM153 207H154V206H153ZM156 207H157V206H156ZM156 207H154V208L156 209ZM160 207H161V206H160ZM169 207H170V206H169ZM182 207H183V206H182ZM74 208H77V206H76V207L74 206ZM117 208H118V206H117ZM167 208H168V207H167ZM171 208H172V207H171ZM194 208H195V207H194ZM194 208H193V209H194ZM196 208H197V209H196L197 211H198L199 208H200V209L205 208V207H204V203L201 204V202H200L198 205H196ZM238 208H239V207H238ZM77 209H78V211H77V214H78V212H79L81 209H79V207H78ZM115 209H116V208H115ZM127 209H131V207H129V208H127ZM163 209H165V208H163ZM206 209H208V208H206ZM213 209H216V210L221 209V211H222V210H227V211H228L229 209H231V207H230V208H229L228 206L226 207V205H223V206H221V205H218V206H217V205H216ZM213 209H212V210H213ZM34 210H35V209H34ZM46 210H48V209H46ZM56 210H57V209H56ZM123 210L125 211L126 209H122V213H124ZM172 210H173V209H172ZM75 211H76V210H75ZM81 211H83V210H81ZM81 211H80V212H81ZM117 211H119V210L117 209ZM128 211H129V210H128ZM155 211H156V210H155ZM182 211H183V210H182ZM197 211H196V212H197ZM227 211H226V212H227ZM260 211H261V210H260ZM86 212H87V210H86L85 212H82L83 214H86V215H83V216H85V217L87 216V217H88V214H89V213L87 214ZM120 212H121V211H120ZM133 212H134V211H133ZM137 212H138V211H137ZM142 212H143V211H142ZM171 212H172V211H171ZM215 212H216V211H215ZM217 212H218V211H217ZM228 212H230V210H229ZM255 212H256V211H254V213H255ZM55 213H56V211H55ZM117 213H118V212H117ZM122 213H120V214H122ZM128 213H129V212H128ZM128 213H125V214L127 215ZM135 213H136V212H135ZM135 213H134V214H135ZM145 213H146V211H145ZM145 213H144V214H145ZM148 213H150V212H148ZM148 213H147V214H148ZM151 213H154V212H151ZM179 213H180V212H179ZM183 213H184V212H183ZM198 213L200 214L201 212L198 211ZM208 213H209V212H208ZM211 213H213V212H211ZM211 213H210V214H211ZM223 213H224V212H223ZM232 213H233V212H232ZM245 213H246V211H245ZM245 213H244V214H245ZM260 213H262V212H260ZM51 214H52V213H51ZM79 214H80V213H79ZM130 214H131V213H130ZM136 214H137V213H136ZM142 214H143V213H142ZM144 214H143V216H144ZM193 214H194V212H193ZM210 214H208L209 217L212 216V215H210ZM230 214H231V213H230ZM131 215H132V214H131ZM140 215H141V214H140ZM145 215H146V214H145ZM203 215H204V214H203ZM206 215H207V214H206ZM256 215H257V214H256ZM261 215H263V214H260V216H261ZM93 216H94V215H93ZM127 216H128V215H127ZM127 216H125V217H126L125 219H128V220H129V219H130V218H129L130 215L128 216V218H127ZM134 216H135V215H134ZM141 216H142V215H141ZM143 216H142L141 218H143ZM181 216H182V215H181ZM181 216H180V217H181ZM188 216H189V215H188ZM214 216H215V215H214ZM236 216H239V214L236 215ZM242 216H243V214H242ZM257 216H258V215H257ZM87 217H86V218H87ZM89 217H90V216H89ZM91 217H92V216H91ZM91 217H90V218H91ZM119 217H120V215H119ZM122 217H123V219H124L123 214H122V216H121V218H120L121 220H122ZM135 217H136V216H135ZM144 217H145V216H144ZM150 217H151V216H150ZM180 217H179V218H180ZM192 217H193V215H192ZM192 217H191V218H192ZM207 217H208V216H207ZM240 217H241V216H240ZM131 218H133V216H131ZM153 218H154V217H153ZM191 218H190V219H191ZM196 218H197V217H196ZM202 218H206V217H203V216H202L201 219H202ZM225 218H226V217H225ZM237 218H238V217H237ZM258 218H259V217H258ZM93 219H94V218H93ZM93 219H92V220H93ZM111 219H112V218H111ZM171 219H172V218H171ZM199 219H200V218H199ZM211 219H212V218H211ZM231 219H233V217H232ZM235 219H236V217H235ZM235 219H234V220H235ZM259 219H260V218H259ZM261 219H262V221H264V215L261 216ZM97 220H98V219H97ZM104 220H105V219H104ZM115 220H116V219H115ZM121 220H120V221H121ZM154 220H156V219H154ZM163 220H164V219H163ZM191 220H192V219H191ZM207 220H209V218H207ZM212 220H213V219H212ZM236 220H238V219H236ZM102 221H103V220H102ZM126 221H127V220H126ZM137 221H138V219H137ZM139 221H141V220H139ZM139 221H138V224H139ZM205 221H206V220H205ZM205 221H204V222H205ZM94 222H95V221H94ZM94 222H93L91 225H89L88 223H87V224L89 225V227H92V228H93L92 225L94 224ZM132 222H133V219H132ZM207 222H208V221H206V223H207ZM228 222H229V221H228ZM230 222H232V221H230ZM90 223H91V222H90ZM95 223H96V222H95ZM111 223H113V222H111ZM127 223H128V222H127ZM149 223H150V222H149ZM260 223H262V222H260ZM260 223H259L258 225H260ZM29 224H30V223H29ZM87 224H85V226L83 225V227H85V229H86V225H87ZM134 224H135V223H134ZM150 224H151V223H150ZM153 224H154V223H153ZM165 224H169V222H168V223L166 222ZM204 224H205V223H204ZM247 224H248V223H247ZM49 225H50V224H49ZM94 225H95V224H94ZM108 225H111V227H112L113 224H110V222H109ZM136 225H137V224H136ZM139 225H140V224H139ZM175 225H176V224H175ZM175 225H174V226H175ZM248 225H249V224H248ZM30 226H31V225H30ZM99 226H100V225H99ZM127 226H128V225H127ZM130 226H131V225H130ZM252 226H253V225H252ZM260 226H261V225H260ZM72 227H74V226H72ZM72 227H71V228H72ZM83 227L80 226V227H77V229H78V228L84 229ZM89 227H87V228H89ZM104 227H105V226H104ZM109 227H110V226H109ZM113 227H114V226H113ZM149 227H150V226H149ZM125 228H126V227H125ZM72 229L75 230L74 228H72ZM77 229H76V230H77ZM101 229H102V228H101ZM259 229H260V228H259ZM118 230H119V229H118ZM81 231H82V230H81ZM90 231H91V230H90ZM134 231H135V230H134ZM247 231H248V230H247ZM75 232H76V231H75ZM88 232H89V231H88ZM244 232H245V231H244ZM98 233H99V232H97V234H98ZM133 233H134V232H132L131 230H130V232H129V231H126V230H120V232H119L117 235H115V236L124 235V236H127V237H128V236H132ZM179 233H180V232H179ZM179 233H178V234H179ZM253 233H254V232H253ZM253 233H250V232L248 231V232L243 233L241 236H238V237L235 239V242H234V245H233V248H234V249H233V252H234L233 254H234L235 256L238 255V254H236V253H238V251H242V252H243V255L246 254V253H245L246 250H244V249L242 250V246L244 247V245H247L248 242H251V241L253 240L254 236L256 235L255 233H254L255 235H254ZM67 234H68V233H67ZM72 234H73V233H72ZM74 234H76V233H74ZM74 234H73L71 237L75 238ZM151 234H153V233L151 232ZM164 234H165V232H164ZM164 234H163V235H164ZM157 235H158V234H157ZM181 235H182V234H181ZM181 235H179V236H181ZM189 235H190V234H189ZM41 236H42V235H41ZM41 236L39 235L40 238L45 239V238H43V237H41ZM98 236H99V235H98ZM175 236H176V235H175ZM182 236H183V235H182ZM190 236H191V235H190ZM65 237H66V236H65ZM67 237H68V236H67ZM73 238H72V239H73ZM94 239H95V238H94ZM103 239L106 240V238H103ZM189 239H191V238H189ZM254 239H255V238H254ZM53 240H54V239H53ZM55 240H56V239H55ZM55 240H54V241H55ZM57 240H58V239H57ZM57 240H56V241H57ZM76 240H78V239H76ZM96 240H100V238H99V239L97 238ZM101 240H102V239H101ZM101 240H100V241H101ZM111 240L113 241V238H112ZM140 240H141V239H140ZM186 240H188V239H186ZM54 241H51V242H54ZM130 241H131V239H130ZM137 241H138V240H137ZM145 241H146V240H145ZM172 241H173V240H172ZM189 241H190V240H189ZM189 241H187V242H189ZM75 242H76V241H75ZM97 242H98V241H97ZM134 242H136V241H134ZM73 243H74V242H73ZM91 243H92V242H91ZM95 243H96V241H95ZM95 243L93 242L92 245H94ZM100 243H101V242H100ZM100 243H99V244H100ZM137 243H138V242H137ZM140 243H142V242H140ZM140 243H139V244H140ZM144 243H145V242H144ZM146 243H148V242H146ZM184 243H186V242H184ZM189 243H190V242H189ZM189 243H188V244H189ZM51 244H52V243H51ZM55 244H57V243L54 242V245H55ZM69 244H70V243H69ZM71 244H72V243H71ZM74 245H75V244H74ZM77 245H78V244H77ZM77 245H75V246H73V247H76ZM101 245H102V244H101ZM128 245H129V246L131 245V246L133 247V245H136V243L133 244V241H132L131 243H128V244H127V242H126V244H123V247H124V246H125V247L127 246L128 249H129L131 246L129 247ZM144 245H145V244H144ZM258 245H259V244H258ZM258 245H257V246H258ZM56 246H58V245H56ZM146 246H148V245H146ZM230 246H232V245H230ZM77 247H79V246H77ZM134 247H135V246H134ZM149 247H150V246H149ZM247 247H248V245H247ZM258 247H259V246H258ZM258 247H256V248L254 247V249L251 251L252 253H250V251H249V255H247V256L245 255L243 258L240 257V256H243V255H240V254H239L240 256H237V257H238L237 259H239L240 264H264V251H263L264 249L262 250L261 248H258ZM67 248H68V247H67ZM137 248H138V246H137ZM137 248H136V249H137ZM140 248H141V246H140ZM144 248H145V247H144ZM178 248H179V247H178ZM178 248H177V249H178ZM244 248H245V247H244ZM73 249H74V248H73ZM132 249H133V248H132ZM149 249H150V248H149ZM139 250H140V249H139ZM144 250H145V249H143V251H144ZM131 251H132V250H131ZM153 251H154V250H153ZM167 251H168V248H167ZM169 251H170V250H169ZM179 251H180V249H179ZM179 251H177V252L180 253L181 251H180V252H179ZM67 252H68V251H67ZM73 252H74V251H73ZM73 252H72V253H73ZM174 252H175V251H174ZM177 252H176V253H177ZM69 253H71V252H69ZM166 253H167V252H166ZM205 253H206V252H205ZM137 254H138V253H137ZM137 254H136V255H137ZM155 254H156V252H155ZM54 255H55V257H53V258L55 259V258H56V254H54ZM54 255H53V256H54ZM57 255H58V254H57ZM133 255H134V254H133ZM138 255H139V254H138ZM146 255H152L151 250L148 251V248H147V254H146ZM146 255H145V256H146ZM164 255H166V254H164ZM177 255H178V254H177ZM200 255H201V254H200ZM142 256H144V254L141 255V257H142ZM154 256H155V255H154ZM51 257H52V256H51ZM57 257H58V256H57ZM139 257H140V256H139ZM146 257L148 258L149 256H146ZM178 257H179V256H178ZM183 257H184V255H183ZM185 257H186V256H185ZM218 257H219V256H218ZM239 257H240V258H239ZM53 258H52V259H53ZM137 258H138V257H137ZM144 258H145V257H144ZM149 258H150V257H149ZM151 258H152V257H151ZM181 258H182V257H181ZM181 258H180V259H181ZM187 258H188V257H187ZM216 258H217V257H216ZM220 258H222V257H220ZM54 259H53V260H54ZM89 259H90V258H89ZM165 259H166V258H164V260H165ZM188 259H189V258H188ZM217 259H219V258H217ZM225 259H226V258H225ZM130 260H131V259H130ZM138 260H139V259H138ZM181 260H182V259H181ZM220 260H224V259H220ZM233 260H235V258H234ZM233 260L231 259V261H229V263L232 262ZM51 261H52V260H51ZM82 261H84V260H82ZM144 261H145V260H144ZM134 262H135V261H134ZM136 262H138V261H136ZM223 262H226V261H223ZM227 262H228V261H227ZM237 262H238V261H237ZM82 263H83V262H82ZM143 263H145V262H143ZM215 263H217V261H216ZM232 263H234V261H233ZM235 263H236V262H235ZM134 264H135V263H134ZM146 264H147V263H146ZM149 264H150V263H149ZM155 264H156V263H155ZM182 264H183V263H182ZM212 264H213V263H212ZM219 264H220V262H219ZM237 264H238V263H237Z\"/></svg>",
    "mask_w": 264,
    "mask_h": 264
}]
</instances>
